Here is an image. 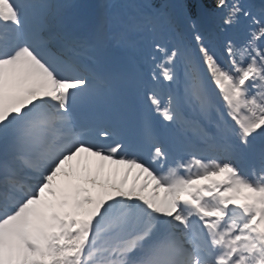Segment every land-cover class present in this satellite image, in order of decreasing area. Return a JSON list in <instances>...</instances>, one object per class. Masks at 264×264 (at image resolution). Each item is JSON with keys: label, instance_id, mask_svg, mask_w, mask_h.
I'll list each match as a JSON object with an SVG mask.
<instances>
[{"label": "snow or ice", "instance_id": "6c2138e0", "mask_svg": "<svg viewBox=\"0 0 264 264\" xmlns=\"http://www.w3.org/2000/svg\"><path fill=\"white\" fill-rule=\"evenodd\" d=\"M0 264H264V0H0Z\"/></svg>", "mask_w": 264, "mask_h": 264}, {"label": "bare ground", "instance_id": "6f19581e", "mask_svg": "<svg viewBox=\"0 0 264 264\" xmlns=\"http://www.w3.org/2000/svg\"><path fill=\"white\" fill-rule=\"evenodd\" d=\"M98 1V0H97ZM96 158H93V161H95ZM117 167H119L121 169V171H124V166H117V165H111L109 164V170H114Z\"/></svg>", "mask_w": 264, "mask_h": 264}, {"label": "rangeland", "instance_id": "374dc122", "mask_svg": "<svg viewBox=\"0 0 264 264\" xmlns=\"http://www.w3.org/2000/svg\"><path fill=\"white\" fill-rule=\"evenodd\" d=\"M121 172H123V171H121Z\"/></svg>", "mask_w": 264, "mask_h": 264}]
</instances>
